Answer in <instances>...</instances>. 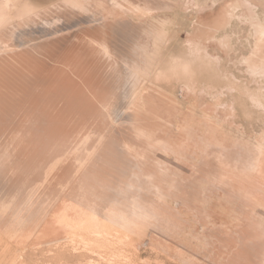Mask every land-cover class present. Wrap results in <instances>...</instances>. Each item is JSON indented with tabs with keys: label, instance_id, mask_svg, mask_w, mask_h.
<instances>
[{
	"label": "rangeland",
	"instance_id": "obj_1",
	"mask_svg": "<svg viewBox=\"0 0 264 264\" xmlns=\"http://www.w3.org/2000/svg\"><path fill=\"white\" fill-rule=\"evenodd\" d=\"M0 264H264V0H0Z\"/></svg>",
	"mask_w": 264,
	"mask_h": 264
},
{
	"label": "bare ground",
	"instance_id": "obj_2",
	"mask_svg": "<svg viewBox=\"0 0 264 264\" xmlns=\"http://www.w3.org/2000/svg\"><path fill=\"white\" fill-rule=\"evenodd\" d=\"M136 1H137V0H136ZM65 207H66V206H64L63 208H65ZM81 208H82V207H81ZM71 209H72V208H70V209H68V210H71ZM73 210H74V209H72L71 211H73ZM82 210H83V209H82ZM75 211H77V210H74V212H75ZM78 211L80 212L81 210H78ZM74 212H73V213H74ZM81 212H82V211H81ZM81 212H80V214H81ZM76 214H77V213L75 212V216H76ZM67 215H68V214H67ZM72 215H73V214H72ZM72 215H71V216H72ZM65 216H66V215H65ZM78 216H79V213H78ZM81 216H82V215H81ZM83 218H84V217H83ZM75 219H76V218H75ZM90 235H91V234H90Z\"/></svg>",
	"mask_w": 264,
	"mask_h": 264
}]
</instances>
